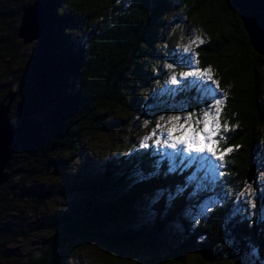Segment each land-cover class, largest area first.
Returning a JSON list of instances; mask_svg holds the SVG:
<instances>
[{
	"label": "trees",
	"instance_id": "obj_1",
	"mask_svg": "<svg viewBox=\"0 0 264 264\" xmlns=\"http://www.w3.org/2000/svg\"><path fill=\"white\" fill-rule=\"evenodd\" d=\"M31 1L0 0V101L13 92L8 177L0 184V258L69 264L77 241L97 237L104 262L113 264H125L106 258L121 247L134 251L133 264H188L189 254L195 264H264V206L258 208L255 195L249 209L240 195L245 182L257 190L264 165V57L251 48L231 0H40L41 34L22 42L17 25ZM186 21L206 32L194 51L227 93L220 119L230 130L218 150L233 151L221 174L211 183L203 177L194 191L205 164L178 151L171 164L135 140L125 151L74 168L73 158L94 134L139 129L155 110L160 86L170 89V104L193 97L190 110L199 99L208 102L198 81L186 94L182 84L166 83L167 65L175 64L168 27ZM262 191L264 202V181ZM203 198L211 210L200 216L195 209ZM38 229L50 231L36 245L16 247Z\"/></svg>",
	"mask_w": 264,
	"mask_h": 264
},
{
	"label": "rangeland",
	"instance_id": "obj_2",
	"mask_svg": "<svg viewBox=\"0 0 264 264\" xmlns=\"http://www.w3.org/2000/svg\"><path fill=\"white\" fill-rule=\"evenodd\" d=\"M25 1L26 0H15L16 5H19L20 2H25ZM179 24L180 22H177V25L174 24L168 27L169 30L173 29L172 35H174V37H172V42L170 43L171 51H172L170 56L173 59L175 58L174 60L175 64L170 63L175 66V69L174 70L168 69L169 73H168V76H166L167 77L166 83L168 85H169L168 83L169 77L172 75L173 71L179 74L180 72L188 71L191 69V64L189 61L190 53H184L183 48L190 46L192 50L194 51L196 45L192 44V41L195 40L196 37L203 38L202 35L204 36L206 35V32L203 31L199 26L196 27L193 25V23L191 25V22L189 21H186L183 24V27L181 28L178 27ZM178 47H180V49L178 50V53L180 56H173V51H176ZM194 52L197 53V51H194ZM3 63L4 62H2L1 64V58H0V81L2 79L1 65L3 66ZM199 67L201 69L210 68L208 66L204 67L200 65ZM262 71L264 75V67L262 68ZM191 79L194 80L195 82L198 81V83L196 84V90L199 91V96H201V98H203L204 100L208 99V102L204 103L203 101L199 99L197 101V107L191 106L190 110L188 108L191 105L190 103H193V97H191L192 99L190 100L175 103L176 105L170 104L172 103L171 100L166 101L167 98L169 99L171 97L170 89L167 88L164 90L163 86H160L159 89H157V91L153 95V100L154 99L156 100L152 102V105L155 106V110H151L146 113V116H144L145 119L143 118L142 124L139 126L140 127L139 129L136 128V131H134V129L130 130L126 126H123L122 129H116L115 131H111L107 134H102V133L94 134L87 141L88 145L84 148V150H80V154H81L80 157L76 155L75 159L73 158L72 164L74 168H82V167L86 168L88 167L89 164H92L94 161L96 162L98 158L104 155H107V154L111 155V153L125 151L126 148L131 145L130 142L132 140H135L139 144H141V142L144 141V138L146 136H152L151 139L146 141L148 146H150L154 152H158L159 155H161V157L164 156V158L168 160L169 163L174 164V155L177 152V150L168 148L163 143L159 145L154 143V141L157 138H160L161 140L166 138V132H164L162 129H158L156 125L159 123L163 126V128L168 127L169 125L166 124V121H167V118L171 115H180L181 117H183L187 115L188 113H195V117H194V120H195V118H199L201 116L202 110H206L207 108L214 105L216 98H223L224 103H225V97L223 96V92H214L212 96L205 94L204 90L207 87L211 86L213 89H215V85H211L210 81L195 80V78H191ZM182 87L183 88H180V90L182 91L183 94H186L188 91L187 87H185L183 84H182ZM161 94L166 99L165 98L162 99ZM151 114H154V115L151 116ZM161 116L165 117L164 121L160 120ZM225 122L226 121L223 119V122L221 121V124ZM180 123H183V120H181ZM200 127H202V125H200ZM154 131L156 135H152ZM130 134H131L132 139L130 138ZM175 134L178 135L179 133H175ZM135 137H137L138 139H136ZM185 155L188 156V153H185ZM195 161L198 164L200 163L202 165L205 164V166L201 169L202 172L198 173V175L196 176L198 180H196L195 178L196 183L193 189L194 191H198V189L201 188L203 177L207 178L206 183H211L212 181L215 180L216 176L221 174V170L223 168L217 167L216 161L212 157L206 154L201 155V157L198 159H195ZM209 162L211 163L208 164ZM195 170L197 171L199 170V168H195ZM194 172L195 171H193V173ZM263 181H264V165H261L259 172L256 174L257 190L254 189L251 186V184H249L248 182H245V185L242 189V193L240 194L241 197L243 198L242 199L243 201L245 202L250 201L248 202L249 209L252 208V206L254 205L253 198L255 195L258 196L257 198L258 208L259 209L263 208L264 202H261L260 200L263 194V191H262ZM207 195H209V193H207L205 197H208ZM199 203L200 205L199 204L196 205L197 207L195 211L198 215L204 216L208 212V209L210 206V200L203 198ZM51 207H52V202L50 201L48 205H45L44 207H42L41 210H45ZM191 213H193V211ZM40 214L41 213L39 214L37 213V216H39ZM49 231H50L49 229L34 230V232L28 235V237L24 239H20V241L16 244V247L23 249L30 245H36L40 241L41 239L40 237L47 235ZM172 232L175 233L176 230H172ZM155 244L157 245L158 242H155ZM157 246L162 247L163 244H159ZM146 248L140 247V250H143L144 252V250H147ZM73 250L75 251L74 256L72 255V259L69 260V264H113V262H104L102 258L103 250H104V243L101 241V239L97 237H92L81 243L77 241L74 244ZM112 256H118L121 259V261L125 262V264H133V260H135V253L130 247L127 249L121 247L119 249H116V252L109 251L107 253L106 258L110 259L112 258ZM22 259H25V258H22ZM186 260L188 264H195L196 262L195 255L189 254ZM249 262H252V261H249ZM0 264H23V263L15 260V256H11L7 258H0ZM203 264H215V262H204Z\"/></svg>",
	"mask_w": 264,
	"mask_h": 264
},
{
	"label": "snow or ice",
	"instance_id": "obj_3",
	"mask_svg": "<svg viewBox=\"0 0 264 264\" xmlns=\"http://www.w3.org/2000/svg\"><path fill=\"white\" fill-rule=\"evenodd\" d=\"M204 42L205 41L200 37H196L195 40L192 41V44L199 46ZM183 52L190 53L189 61L191 69L180 72L179 74L173 71L172 75L169 77L168 83L174 86L183 84L185 87H188L195 82L191 78H195V80L210 81L211 85H215V89L209 86L204 90L206 95L212 96L214 92H223L218 82L214 79L211 69H201L199 67L197 53H195L190 46L184 47ZM167 67L169 69H174V65L172 64L167 65ZM175 90L178 91L179 88ZM223 96L226 97L227 93H223ZM223 105L224 99L216 98L214 105L206 110H202L201 116L195 118V120V113H188L183 117L180 115L169 116L166 121V124L169 125L168 127L163 128L159 123L156 125L158 129H162L166 132V138L163 140L157 138L154 143L158 145L163 143L168 148L176 149L181 156L183 153H188L187 158L189 160L198 159L201 155L206 154L216 161L217 167L222 168L224 166L223 162L225 155L233 151L232 148H226L222 152L218 150L219 144L226 140L223 133L230 130L227 122L221 124L220 118ZM160 120L164 121L165 117L161 116ZM181 120H183V123H180ZM200 125H202V127H200ZM175 133L179 134L176 135ZM152 135H156L155 131ZM151 138L152 136H146L144 141L141 142V147L147 148L148 144L146 141ZM254 206L255 205H253V207Z\"/></svg>",
	"mask_w": 264,
	"mask_h": 264
},
{
	"label": "water",
	"instance_id": "obj_4",
	"mask_svg": "<svg viewBox=\"0 0 264 264\" xmlns=\"http://www.w3.org/2000/svg\"><path fill=\"white\" fill-rule=\"evenodd\" d=\"M238 10L251 48L264 57V0H231ZM40 0H33L21 9L17 25V35L22 42H28L41 34L43 26V11ZM13 92L8 91L7 102L0 101V184L8 177L9 144L12 142L13 131L9 124L7 111ZM253 168L248 171L252 176ZM205 256V255H203ZM255 264H261L258 261Z\"/></svg>",
	"mask_w": 264,
	"mask_h": 264
}]
</instances>
